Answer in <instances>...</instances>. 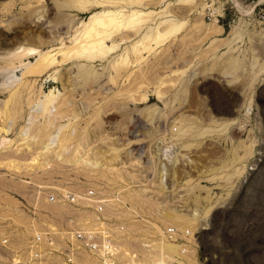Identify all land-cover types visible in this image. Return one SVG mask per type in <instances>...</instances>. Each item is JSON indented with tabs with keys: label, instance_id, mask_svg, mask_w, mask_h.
I'll return each mask as SVG.
<instances>
[{
	"label": "rangeland",
	"instance_id": "374dc122",
	"mask_svg": "<svg viewBox=\"0 0 264 264\" xmlns=\"http://www.w3.org/2000/svg\"><path fill=\"white\" fill-rule=\"evenodd\" d=\"M226 1L197 0L193 8L178 0L147 1L150 10L159 12L167 7L174 18L186 22L179 34L147 61L131 66L129 77L123 74L116 83L107 82V71L102 69L106 62H96L98 82L82 81V85L81 76L75 73L78 63L56 68L53 74L57 79L49 77L54 70L39 78L24 77L19 63L11 66L4 53L20 43L40 50L56 48L58 38L67 37L88 14L66 10L61 6L63 0H0V111L15 90L23 94V98H13L21 102L22 119L6 123L0 114V139L11 141L4 148L0 145V258L6 259L0 264H12L18 256L26 261L23 245L33 237L34 228L47 234L50 243L44 240L39 264H75L74 259L82 258L80 251H73L70 240L61 237L59 230L51 232L40 224L48 218L55 227L73 233L68 228L71 217H78V224L83 225L91 213L104 223L116 248L119 239L124 241L127 251L136 255L135 264H143L140 259L150 239L146 231L153 224L160 225L159 219L170 212L188 218L199 214L195 231L187 236L193 242L194 264H264V79L260 83L258 78L246 91L252 60L264 61V23L242 14L258 0H235L233 10ZM207 5L227 9L219 21L210 20ZM260 6L264 8V0ZM214 21L221 34L212 30ZM176 70L184 72L174 73ZM159 78L166 82L159 88L164 94L160 100L154 94ZM50 90L63 96L70 115L79 116L77 131L85 130L93 157L110 162L109 168H117V174L98 173L64 160L52 161L49 169L12 167L15 161L29 164L35 152L33 146L16 149L24 138L20 128L28 121L27 93L35 96ZM145 92L146 103L127 97ZM148 107L156 108L152 119ZM179 122L194 137L177 139L179 131L173 129ZM200 130L208 132L196 137ZM156 165L165 174L161 184ZM242 166L241 176L227 182L222 178ZM39 185L61 189L40 190ZM95 185L102 187L104 199L109 201L99 215L78 203L80 200L54 208V214L43 208L42 200H49L51 194L56 200L51 204L58 206L59 195L65 194L61 190L77 195ZM211 206L214 209L205 215ZM45 215L47 218L42 217ZM161 228L169 237L168 230ZM7 237L9 242L3 246ZM127 260L115 264L130 263Z\"/></svg>",
	"mask_w": 264,
	"mask_h": 264
},
{
	"label": "bare ground",
	"instance_id": "6f19581e",
	"mask_svg": "<svg viewBox=\"0 0 264 264\" xmlns=\"http://www.w3.org/2000/svg\"><path fill=\"white\" fill-rule=\"evenodd\" d=\"M147 1L150 0H63L61 6L64 7L66 10L75 11L79 14H88L89 17L84 21L82 20L81 22H79V24L72 31L70 30L71 32L70 34L68 33L69 35L67 37L58 38V45L56 48H50L49 50H40L38 48L22 46L20 43V45L14 46L9 51L5 50V58L7 59V62H9L8 64H10L11 66L15 62L19 63L18 67L22 68L23 71L22 76H30L35 78L42 77L49 73L51 70H54L49 75V77L57 79L55 78L56 74H53L55 73L56 68H58L59 66L62 67L64 65L67 66L68 64L72 63H78V66L75 65V68L77 70V72L75 73L76 75L81 76V84L83 82H98L99 72L94 69L93 64H95L96 62H106V65L103 66L102 69L105 68V70L107 71V82L116 83L123 76V74H126V77H129L131 75V72L130 74L127 73H129V69L131 68V66H137L138 64L147 61V58L149 56L155 55L157 50L163 48L169 38H175V36L179 34V31L186 24V22L182 19L174 18V15L170 13V10H168L167 7H165V9L159 12L150 10V8L148 7L149 5L146 4ZM261 1L262 0H258L251 7V9L243 11L242 14L244 16H248L252 12L254 7H256L257 5H261ZM178 3L180 5H185L189 6L190 8H193L196 6L197 0H178ZM212 30L216 31V33L218 34H221L220 27L215 23V21ZM122 45H124L123 48ZM34 58H36L34 62H24L26 60ZM252 61L253 62L250 65V71L248 72V76L250 77V83L246 88V91L248 92L249 90H251L252 85L256 82L258 78L260 83L264 79V77H261L264 74V61L258 62L257 59H254ZM14 68L17 67L14 66ZM64 69L66 71V68ZM178 72L183 74L184 71H174V73ZM59 73L62 74V72ZM61 78L62 76L59 75L58 81H60ZM165 83L166 82L164 79H158L157 88H155L154 94L159 100L162 99L164 95L159 88ZM141 85H143V83H141ZM21 86L24 87V85ZM139 88L140 87H137L134 91L136 93L139 92ZM19 90H15L10 95V99L4 103L2 110L0 111V114L3 115V118L6 123L9 120L12 123H16L19 119H22L23 117L20 114L22 112V106L20 105L21 102L20 104H18L19 102L17 101V99H13L16 97H21L23 95H20L22 91L19 93ZM250 93L248 103H250L251 101ZM62 97L63 96H59L58 93L55 94V92L51 90L47 94H44L42 91H39V93L35 96L34 94L31 95L30 93H27L26 106L28 108V121L25 125L21 126L20 128V132H23L21 136H23L24 138L20 139L21 143L17 144L16 149H18V147L22 145L25 146V149H30V146H33L35 152L29 164L23 165L22 163L15 161V166H9L16 168V170H19L20 168L27 169L30 167H36L39 169H49L52 161L64 160L66 161V163L75 164L76 167H81L82 165H84L85 167L86 165L89 168H92L93 171H98V173H113V171H115L116 173L118 171L116 170L117 168H109L110 162L104 163L102 161H97V159L93 157V154L90 152V149L87 148L88 136L86 135L85 130H83V132L77 131L76 119H79V116L74 112H72V114L70 115L71 110L67 109L69 108V105L66 101L63 100L64 98ZM127 97L130 98L132 101L138 103H146L147 101H149L147 92L138 93L136 96L131 93L128 94ZM155 111L156 108H146V112L149 116V119H152V117L155 115ZM70 117L71 119H69ZM96 119L94 118L93 120L96 121ZM179 123L180 126L176 128V132L179 131L176 135L177 139L194 137L188 135L190 132L189 128H185L184 125H181V122ZM225 129L226 126L223 127L222 131H225ZM7 132L8 130L3 131V133L5 134ZM207 132L208 130H200L197 134H195V132H193V134H195L196 137H199L205 135ZM9 143H11V141L7 140L5 137L0 139V145H2L3 148ZM185 147H190V145H186ZM37 148L40 150L37 151ZM163 152L167 157V153L169 152V150L166 149ZM160 161L161 160H159V162ZM159 166L160 165H156L157 168L155 167V172L156 177L158 178L157 181L161 184L163 182V176L165 174L164 172H162ZM92 170L90 173H93ZM243 171L244 170L242 166L240 168L234 169L230 174L226 173L222 176V178L225 179L227 182L235 176H241ZM92 175L96 177L97 174L93 173ZM92 175H90V177ZM95 179L98 178L96 177ZM100 179L102 180V178ZM94 182L96 183V181ZM95 187H97L98 194H102L99 191L101 190V188L97 185H95ZM38 188L40 190L61 189L58 187H50L46 185H39ZM61 191L66 193L65 189ZM120 192L118 193L121 194ZM75 196H77L78 200L81 201L78 203H84L83 205H86V208L92 207V205L89 203L90 201L87 202L85 198L80 199L81 194H77ZM42 202L44 204L43 208L45 207L44 209L46 210L45 212L52 211L53 214L56 213L54 211V208L67 206V203L64 204L62 201H57L58 206L52 205L48 199H43ZM100 202L107 203L109 201L100 200ZM212 209H214V206L209 207L204 214H210ZM133 212L135 216L138 215L137 210ZM125 215L127 217L129 216V218L133 217L129 213H126ZM42 217L47 218L46 215ZM198 217L199 214L195 213H193L190 218L185 215L183 217V215H179L175 212H170L167 215H163V217L159 219L160 225L153 224L151 228L146 231L147 234L150 235V239L148 241L149 245H145L148 250L145 251L140 261L143 264H194L195 250H193V242L191 238H188L185 235V233H188V235H190V233L195 231L197 226L196 222H198ZM84 220L86 222L83 225H85L87 229L83 225L82 226L83 229L88 230V232L92 230L93 233L98 232V234H101V232H103L101 231V229H106L104 223H102L101 220L99 221L98 218L94 217L93 213L87 216ZM51 221L52 220H49L48 218L43 219L42 224H40V227L47 226L51 230V232H57V230H59V235L61 237L66 236L70 240V243H72V245H76V243L74 242L73 233H71L69 229H59V226L55 227L54 223H52ZM171 225L175 226L174 228L177 232L176 234L167 237V235L162 232L161 227H165L166 230H169L171 229ZM38 230L40 229L34 228L33 237L42 234L39 233L40 231ZM106 233L107 232L104 231L103 235L101 236L107 238L108 236L106 235ZM45 237L46 235L44 236V239ZM168 238H170V240ZM119 240L118 247L116 248L115 246V250H117V255L121 252L123 253L121 257H118L116 255L117 258H119L117 260L123 262L128 261L127 259H129L131 264H135L136 255L133 254V250L127 251L126 243L124 241L119 242ZM102 242L104 244L106 243L104 239H102ZM44 243L45 241L40 243V250L41 248H43L42 246L45 245ZM74 250L75 249H73V251ZM75 252L79 251L75 250ZM80 253L82 258L74 259L73 262L75 264H104V262L101 263L100 260L94 255L87 253L85 254V252L83 251H80ZM97 255L99 257L103 256L104 254L98 253ZM18 258L19 256L14 259L12 264L28 263L27 261L24 262L23 259L18 260ZM0 260L6 261V259L3 258H0ZM105 262L109 264V261ZM130 263L127 262V264Z\"/></svg>",
	"mask_w": 264,
	"mask_h": 264
},
{
	"label": "built area",
	"instance_id": "2783aa9c",
	"mask_svg": "<svg viewBox=\"0 0 264 264\" xmlns=\"http://www.w3.org/2000/svg\"><path fill=\"white\" fill-rule=\"evenodd\" d=\"M230 2V3H229ZM229 3V8L231 10L236 9L235 3L236 1L234 0H227L225 4ZM208 6V5H207ZM219 7L215 8L214 5H209L208 7H206V17L210 20H214L216 19L217 21H219V18H221L225 11H226V7L221 6L220 10H218ZM249 16L254 17L257 21H259V23L263 24L264 23V8L261 7L260 5H257L256 7H254V9L252 10V12L249 14ZM264 34V33H263ZM173 132H176V129H173ZM100 187V186H98ZM101 190H99L102 193V187H100ZM60 199L57 201H62L64 203H67L69 205H75L76 201L78 200L77 196H75V193L72 192H67L64 195L60 194ZM102 196V197H100ZM81 198H85L88 201H90L89 203L92 205V207L90 209H93L94 213L96 214H101L102 210H103V206L106 203H101L100 200H106L104 199V195L103 194H98V190L97 187L95 186H88L86 187L85 191L81 194L80 199ZM56 201L55 200V195H49V202H53ZM78 217H71V220H69L68 223V228L70 227L72 229L73 232V237H74V242L76 243V245H72V243L68 242V245L70 247H73V249L77 250V251H83L87 254H91L94 255L95 257H97L101 263L104 262V264H108L105 261H109V264H115L116 263V255H117V250H115V244L112 240V237L110 236L109 230L108 229H101V231H105L107 232L106 235L108 236L107 238L102 237L101 235H103V232H101V234H98V232H88V230H84L82 225H77L79 221V219H77ZM72 226H74V228H72ZM176 229L175 228H171L167 231L168 236H172L174 234H176ZM186 236H188V233H185ZM45 236V235H44ZM43 234H39L38 236H34L31 237V240H29L28 242L24 243V247L26 248V251H23V253H26V257H27V264L32 263V264H39V260L41 259V255H42V249L40 250L39 246L40 243L43 242L44 240H47L48 238L45 237L44 239ZM47 236V234H46ZM102 239H104L106 241V243L104 244L102 242ZM8 237L4 238L2 240V245L5 246L6 244H8ZM49 242V240L47 241V243ZM50 244V243H48ZM108 245V246H105ZM113 245V246H111ZM80 248V249H77ZM109 248V249H108ZM98 253H102L104 254L103 256H99L98 257ZM13 260V258H12ZM13 262V261H12ZM22 264V263H20ZM73 264V263H72Z\"/></svg>",
	"mask_w": 264,
	"mask_h": 264
},
{
	"label": "trees",
	"instance_id": "16d2710c",
	"mask_svg": "<svg viewBox=\"0 0 264 264\" xmlns=\"http://www.w3.org/2000/svg\"><path fill=\"white\" fill-rule=\"evenodd\" d=\"M262 88H264V85H263V87Z\"/></svg>",
	"mask_w": 264,
	"mask_h": 264
}]
</instances>
